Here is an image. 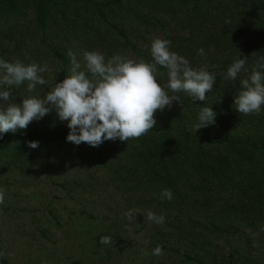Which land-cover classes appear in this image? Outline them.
<instances>
[{"label": "trees", "instance_id": "16d2710c", "mask_svg": "<svg viewBox=\"0 0 264 264\" xmlns=\"http://www.w3.org/2000/svg\"><path fill=\"white\" fill-rule=\"evenodd\" d=\"M157 38L170 41L169 50L194 69L214 73L216 81L205 101L175 93L182 103L155 112L153 129L130 147L131 161L155 182L159 194L170 189L172 199L185 202L197 191L207 211L215 208L211 215L202 214L209 219L206 232L193 226L182 231L187 239L198 240L207 264H264L258 250L263 240H257L264 233V105L250 115L234 105L241 80L264 57V0H0V59L40 67L54 60L60 66L59 82L71 68L69 51L154 62L151 44ZM245 57L237 78L225 79L228 68ZM158 72L163 75L157 82L166 85L167 69L158 66ZM202 107L217 113L215 123L195 133ZM67 125L59 121L0 133V172L42 158L61 159ZM28 141L39 145L32 149ZM242 227L253 233L244 236ZM218 248L226 255L218 254ZM178 252L192 264H203Z\"/></svg>", "mask_w": 264, "mask_h": 264}, {"label": "rangeland", "instance_id": "374dc122", "mask_svg": "<svg viewBox=\"0 0 264 264\" xmlns=\"http://www.w3.org/2000/svg\"><path fill=\"white\" fill-rule=\"evenodd\" d=\"M75 53L81 70H86L83 53ZM45 65L47 70L40 75L46 84L37 85L33 92L27 91V82L12 86L16 103H22L24 98H39L59 83V64L49 60ZM68 75L70 72L65 77ZM6 88L2 86L0 90ZM6 106L0 101V108ZM59 121L56 109L52 108L28 127ZM133 142L134 139L117 138L97 147L66 142L59 160L46 162L42 158L22 168L11 166L0 172V187L6 190L4 203L0 204V252L7 264L194 263L184 260L178 251L207 264L209 261L200 256L198 240L187 239L182 231L193 226L196 232H206L204 225L209 219L203 213L211 215L215 208L207 211L197 191L185 202L162 198L155 182L131 161L129 151ZM136 208L141 213L129 222L124 213ZM148 211L164 216L165 222L148 221ZM240 231L244 236L253 233L245 227ZM102 236L112 237V242L100 244ZM257 240H263L264 245V233ZM212 244L217 247L219 242ZM158 245L162 246L163 255L152 254ZM219 248L218 254L226 255ZM261 248L258 250L263 254L264 246Z\"/></svg>", "mask_w": 264, "mask_h": 264}, {"label": "clouds", "instance_id": "9594fccd", "mask_svg": "<svg viewBox=\"0 0 264 264\" xmlns=\"http://www.w3.org/2000/svg\"><path fill=\"white\" fill-rule=\"evenodd\" d=\"M170 41L157 38L151 44V56L154 62L143 59L134 61L121 55L110 59L99 51H83V68L77 60V54L68 52L71 61L70 75L41 97L22 99L16 103L12 95V86L27 82V91L33 92L37 85L47 81L40 75L47 66L36 63L24 65L20 60L7 62L0 59V101L7 106L0 108V133H15L17 129H26L34 121L43 118L55 108L61 121H68L70 129L66 140L75 145L82 142L97 147L104 141H128L138 139L152 130L156 124L155 112L171 107L173 102L182 103L175 93L185 92L194 101L206 100V93L213 89L216 81L214 73L206 68L194 69L189 61L169 50ZM204 56V50L199 49ZM247 57L237 59L227 70L225 79L235 80L244 69ZM158 66L167 69L168 82H157ZM260 69V70H257ZM87 73V74H86ZM241 88L234 98L236 111L244 115L259 114L264 105V57L253 67L248 79L241 80ZM166 89L170 90L172 95ZM50 105V107H46ZM217 113L212 107H202L198 123L193 125L196 133L199 129L215 123ZM28 147L35 149L38 141H28ZM6 190L0 187V204L4 203ZM162 198H173L170 189L161 192ZM141 210L131 209L124 213L129 222ZM147 220L156 224L165 222L164 216L147 212ZM112 237L102 236L100 244H110ZM153 255H163L162 246L158 245ZM9 255H11L9 253ZM144 255H148L147 252ZM4 253L0 252V257ZM44 264H47L45 261Z\"/></svg>", "mask_w": 264, "mask_h": 264}]
</instances>
